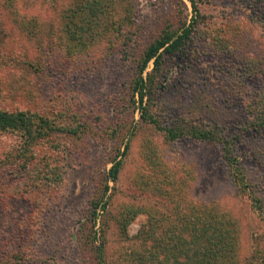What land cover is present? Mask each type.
Wrapping results in <instances>:
<instances>
[{
  "label": "rangeland",
  "instance_id": "rangeland-1",
  "mask_svg": "<svg viewBox=\"0 0 264 264\" xmlns=\"http://www.w3.org/2000/svg\"><path fill=\"white\" fill-rule=\"evenodd\" d=\"M75 1L0 0V109L36 113L61 127L30 142L20 130H0V264H96L84 233L90 201L127 142L118 179L109 181L108 264H140L148 214L136 215L126 233L123 218L140 208L172 217L184 199L224 207L240 227V264H264V222L255 208L256 198L264 207V130L251 127L247 111L264 92V71L251 72L264 55V0H198L200 25L191 43L165 60L156 104L164 125L196 124L236 138L245 190L219 145L170 141L142 121L133 102L137 60L164 29L179 26L174 0H132L127 37L96 40L87 53L69 56L60 26ZM156 162L173 173L171 183ZM44 169L49 179L38 174Z\"/></svg>",
  "mask_w": 264,
  "mask_h": 264
},
{
  "label": "trees",
  "instance_id": "trees-1",
  "mask_svg": "<svg viewBox=\"0 0 264 264\" xmlns=\"http://www.w3.org/2000/svg\"><path fill=\"white\" fill-rule=\"evenodd\" d=\"M132 0H120L117 8L110 7L106 0H76L62 14L60 38L65 52L69 56H80L87 53L97 40L114 41L124 39L132 32L133 4ZM193 8V16L188 19L184 13V0H174L175 17L178 28L164 29L145 48L137 60L131 93L133 102L140 112V118L155 127L168 140L183 137L217 144L221 147L222 157L231 166L235 183L243 190L247 184L242 176L240 162L235 154L236 138L226 137L212 127H201L196 124L164 125L156 113L157 96L164 87L165 60L180 52L193 39V34L200 25L201 10L198 0H188ZM105 14L107 23L99 22ZM104 21V22H105ZM234 47V46H233ZM229 48H232L229 46ZM152 64L151 70H148ZM252 74L264 71V55L255 58L251 64ZM251 127L264 130V92L259 94L249 105ZM54 122L39 114L29 111H8L0 109V130H20L30 141L43 138L50 131L60 130ZM133 134V133H132ZM130 144L124 150L118 147L112 158V166L105 175V184L97 189L90 201L84 233L91 250L94 252L96 264H108L105 258L104 244L107 216L110 200L109 181H116L122 170ZM159 174H166L165 181L172 177L165 164L156 162ZM44 176H43V174ZM48 177L52 172L44 169L39 172ZM173 174V173H172ZM104 178V179H105ZM255 208L264 222V207L259 198L255 199ZM141 212L148 214V219L139 231L143 251L137 258L140 264H240L241 232L237 220L224 207L216 202L195 203L184 199L175 203L173 216H159L144 208L133 210L130 217L123 218L119 225L122 232L130 221ZM121 258V257H120ZM264 259V257H263ZM121 262L126 258L119 259Z\"/></svg>",
  "mask_w": 264,
  "mask_h": 264
}]
</instances>
